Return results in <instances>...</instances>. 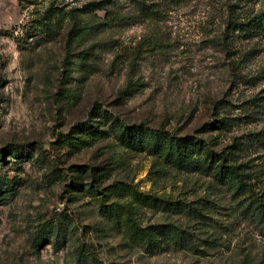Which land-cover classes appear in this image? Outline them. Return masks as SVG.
I'll return each instance as SVG.
<instances>
[{
    "label": "rangeland",
    "instance_id": "374dc122",
    "mask_svg": "<svg viewBox=\"0 0 264 264\" xmlns=\"http://www.w3.org/2000/svg\"><path fill=\"white\" fill-rule=\"evenodd\" d=\"M239 1L0 0V264H264L246 212L264 202V38L221 42L229 15L263 4ZM126 125L234 152L250 190L125 144ZM99 189L175 239L135 240Z\"/></svg>",
    "mask_w": 264,
    "mask_h": 264
},
{
    "label": "trees",
    "instance_id": "16d2710c",
    "mask_svg": "<svg viewBox=\"0 0 264 264\" xmlns=\"http://www.w3.org/2000/svg\"><path fill=\"white\" fill-rule=\"evenodd\" d=\"M173 2L179 0H172ZM263 4L257 12L251 11L244 16L229 15L225 31L222 35L221 42L225 47H228L232 42H238L240 39H251L254 37L264 38V0H259ZM241 6L239 0H234L230 7L237 8ZM235 8V9H236ZM145 12L154 13L150 5L144 4ZM51 21L45 24V31H48L52 25L51 16L46 18ZM98 129L96 132L98 133ZM116 136L125 144L132 147H140L149 149L154 154H158L167 163L179 168L204 170L213 173L224 185L230 186L238 195L245 194L250 190L252 181H250L249 173L241 169L242 164H238L232 158L234 152L217 151L213 148L208 139L191 138L188 136L180 137L173 135L165 129H153L146 126H123L115 131ZM3 159H0L2 162ZM81 173V171L79 170ZM80 182H77V185ZM11 181L8 177H0V201H4V196L9 191ZM122 185L115 184L108 187L105 191L110 190L114 195L122 194ZM94 189V187H91ZM113 188V189H112ZM100 190V189H99ZM130 190V189H129ZM101 191V190H100ZM105 191L98 192L102 196V213L107 217H115L117 226L128 228L133 234V238L137 241L147 244L150 248L156 247L161 243L164 236H170L174 240V229L167 226H155L143 228L139 225L138 220L132 215L135 214L134 207L130 206L129 202L121 205L119 203L106 204ZM139 197L152 199V196L138 194ZM153 200V199H152ZM155 203V200H153ZM152 202V203H153ZM253 205L260 209V221L264 223V202L252 200L247 204L246 212H249ZM255 208V207H253ZM126 217V218H124Z\"/></svg>",
    "mask_w": 264,
    "mask_h": 264
}]
</instances>
